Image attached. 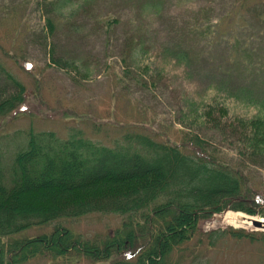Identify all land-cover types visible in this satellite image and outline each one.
<instances>
[{
    "label": "rangeland",
    "instance_id": "1",
    "mask_svg": "<svg viewBox=\"0 0 264 264\" xmlns=\"http://www.w3.org/2000/svg\"><path fill=\"white\" fill-rule=\"evenodd\" d=\"M70 1L72 11L61 14L48 0H0V100L18 95L10 78L24 87V101L0 115V171L5 178L14 154L30 135L41 132L60 139L81 134L106 147L142 134L184 146L186 155L194 154L188 138L197 136L222 164L244 166L236 154L240 145L212 118L223 109L224 122L264 116V109L255 105L264 100V0ZM47 18L53 20V34ZM180 52L188 61L176 59ZM244 176L250 196L259 194L264 200V169L248 165ZM259 202L263 206L252 213L230 205L200 219L202 242L194 238L185 243L170 260L264 264V230L220 220L226 213L264 219V203ZM125 222V216L93 213L35 226L12 239L50 235L60 227L73 240L101 249L108 240L124 239ZM133 231L139 235L136 227ZM230 231L252 234L253 239ZM206 236L218 237L212 248H207ZM81 248L22 264H117L123 257L111 251L106 259H90Z\"/></svg>",
    "mask_w": 264,
    "mask_h": 264
},
{
    "label": "trees",
    "instance_id": "2",
    "mask_svg": "<svg viewBox=\"0 0 264 264\" xmlns=\"http://www.w3.org/2000/svg\"><path fill=\"white\" fill-rule=\"evenodd\" d=\"M48 4L62 14L72 11L73 3L48 0ZM46 27L53 34V20L47 18ZM176 59L188 61V56L180 52ZM52 62L64 65L54 58ZM10 80L18 95L0 100V115L24 101V87ZM242 96L248 102L247 95ZM255 105L264 109V100ZM224 114L220 110L212 120L238 142L236 154L244 166L222 164L197 136L188 138L186 144L194 154L186 155L184 146L159 143L142 134L126 136L125 144L114 147L81 134L66 139L51 132L30 135L26 146L14 154L8 178L0 171V264H22L47 254L64 257L80 247L90 259H106L117 251L123 254L117 264H180L170 255L194 238L202 242L197 233L200 219L230 205L234 211L252 213V208L263 206L260 200L264 203L259 194L250 196L244 176L248 165L264 169V116L224 122ZM93 213L125 216L124 239L108 240L100 249L73 240L60 227L50 235L12 239L35 226ZM228 233L253 239L252 234ZM4 238L10 241L4 243ZM206 238L207 248H212L218 237Z\"/></svg>",
    "mask_w": 264,
    "mask_h": 264
},
{
    "label": "bare ground",
    "instance_id": "3",
    "mask_svg": "<svg viewBox=\"0 0 264 264\" xmlns=\"http://www.w3.org/2000/svg\"><path fill=\"white\" fill-rule=\"evenodd\" d=\"M220 220L223 223L233 225L235 227H254L256 229L264 230V219L248 217L241 213H226L220 216ZM254 224H258L256 227Z\"/></svg>",
    "mask_w": 264,
    "mask_h": 264
},
{
    "label": "water",
    "instance_id": "4",
    "mask_svg": "<svg viewBox=\"0 0 264 264\" xmlns=\"http://www.w3.org/2000/svg\"><path fill=\"white\" fill-rule=\"evenodd\" d=\"M225 213V212H224ZM256 227H258V224H254Z\"/></svg>",
    "mask_w": 264,
    "mask_h": 264
}]
</instances>
